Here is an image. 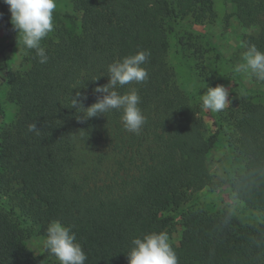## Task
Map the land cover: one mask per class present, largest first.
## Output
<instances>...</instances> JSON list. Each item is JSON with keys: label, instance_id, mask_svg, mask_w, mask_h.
I'll use <instances>...</instances> for the list:
<instances>
[{"label": "trees", "instance_id": "trees-1", "mask_svg": "<svg viewBox=\"0 0 264 264\" xmlns=\"http://www.w3.org/2000/svg\"><path fill=\"white\" fill-rule=\"evenodd\" d=\"M71 2L80 30L59 19L55 35L41 43L47 62L39 63L32 50L30 68L13 71L7 53L18 38L0 0V24L12 38L1 51L0 86L4 74L8 98L19 108L7 122L0 98V264H50L55 256L35 254L26 239L34 226L47 236L52 221L75 233L85 264H128L125 242L164 232L175 216L163 214L172 208L182 226L179 241L170 244L178 264H264V103L242 95L236 105L213 112L217 130L209 133L200 105L180 87L168 59L165 19L174 20L182 51L186 34L178 20L210 21L214 0ZM231 2L245 27L259 28L243 36L242 48L254 44L264 52V0ZM193 33L190 46L203 55ZM142 50L150 52L142 65L148 78L116 89L138 91L146 117L140 133L124 129L118 110L78 120L85 110L70 107L71 95L87 96L84 107L95 103L102 94L94 89L108 83V66ZM33 123L39 135L28 131ZM220 135L246 159L245 170L232 171L228 183L235 202L263 211L258 225L184 208L191 192L224 185L213 180L207 164Z\"/></svg>", "mask_w": 264, "mask_h": 264}, {"label": "rangeland", "instance_id": "rangeland-1", "mask_svg": "<svg viewBox=\"0 0 264 264\" xmlns=\"http://www.w3.org/2000/svg\"><path fill=\"white\" fill-rule=\"evenodd\" d=\"M57 7L53 13V30L45 38L53 37L57 27L60 25L59 19L75 31L80 30L79 14L73 8L71 0H56ZM213 9L215 17L203 24H196L191 16L178 20L180 31L185 36V46L181 48L176 45L174 20L166 18L165 22L169 31L170 51L169 62L176 71L177 81L180 87L187 93L190 100L199 104L201 108V97L204 91L201 85L215 87L224 85L229 92L231 104H237L242 95L247 94L254 102L264 103V84L254 79L250 74L236 73L235 67L244 63V49L241 46L245 34H256L259 28L256 26L245 27L235 14L236 8L231 0H214ZM11 20V15H10ZM76 22L75 27L73 23ZM18 41L8 51V69L24 71L31 66L32 50H26L23 46L21 34L15 29ZM194 36L197 45H200L203 55L196 53L190 46L189 34ZM44 38V39H45ZM41 41V43L44 41ZM12 41L9 33L0 24V64L1 51ZM193 41V40H192ZM195 75H193V73ZM201 73V74H200ZM198 75V76H197ZM1 77L0 98L5 109L7 122L13 120L18 113V105L8 98V84ZM202 116L209 133L216 132L213 112L201 108ZM228 147L226 140L220 135L218 141L211 149L207 164L215 182L224 183L217 190L205 188L190 193V198L185 204L186 208L203 209L214 214H227L235 224L240 226L258 225L261 222L263 211L235 202L231 197V187L228 183L232 177V171L243 172L245 170L246 159L236 151ZM1 210V206H0ZM178 210L172 208L164 212V216H175L172 225L164 232L169 237V243H177L182 233L181 218L176 215ZM44 236L39 231V226H34L31 235L26 239V245L35 254L46 252ZM134 239V238H133ZM125 242L126 248L132 247V240ZM58 259L53 257L50 264Z\"/></svg>", "mask_w": 264, "mask_h": 264}, {"label": "clouds", "instance_id": "clouds-1", "mask_svg": "<svg viewBox=\"0 0 264 264\" xmlns=\"http://www.w3.org/2000/svg\"><path fill=\"white\" fill-rule=\"evenodd\" d=\"M3 3L9 7L10 22L21 34L25 49L34 50L39 63H46L48 56L41 41L54 28L53 13L57 7L56 0H3ZM149 56L150 52L142 50L111 63L107 69L108 83L98 85L94 89V92L102 95L90 106L83 105L87 96H82L79 92L75 96L71 95L70 107H74L76 111L84 109L86 112V115L85 112H79L82 115L77 119L83 122L101 114L105 116V113L111 110H118L122 112L121 122L124 129L139 134L146 123V117L138 107L140 103L138 91L133 88L126 94H120L116 89L132 82L145 81L148 72L142 65L147 62ZM243 59L244 63L238 64L235 72L250 74L254 79L264 82V52L259 51L253 44L248 47ZM201 100V108L212 112H220L231 104L228 89L224 85L207 87ZM28 131L39 135L40 129L33 123L28 126ZM46 232L45 249L54 255L60 264H85L87 255L69 227L59 221H52ZM126 256L128 264H178V257L165 232H153L142 238H134Z\"/></svg>", "mask_w": 264, "mask_h": 264}]
</instances>
